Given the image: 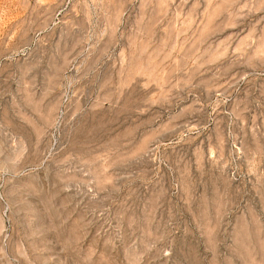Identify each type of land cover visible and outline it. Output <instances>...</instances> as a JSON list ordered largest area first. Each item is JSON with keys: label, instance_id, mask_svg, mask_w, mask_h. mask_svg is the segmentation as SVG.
<instances>
[{"label": "rangeland", "instance_id": "374dc122", "mask_svg": "<svg viewBox=\"0 0 264 264\" xmlns=\"http://www.w3.org/2000/svg\"><path fill=\"white\" fill-rule=\"evenodd\" d=\"M0 264H264V0H0Z\"/></svg>", "mask_w": 264, "mask_h": 264}]
</instances>
